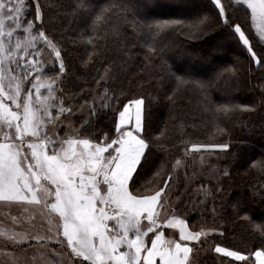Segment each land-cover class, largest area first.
Instances as JSON below:
<instances>
[{
    "label": "trees",
    "instance_id": "16d2710c",
    "mask_svg": "<svg viewBox=\"0 0 264 264\" xmlns=\"http://www.w3.org/2000/svg\"><path fill=\"white\" fill-rule=\"evenodd\" d=\"M39 3L42 22L34 21V0H24L20 14L22 29L28 20L34 21L31 35L19 32L21 27H5L3 39L13 58L3 59V71L7 84L8 77L21 75L27 58L28 66H45L40 75H57L55 56L48 46L36 42L34 33L43 31L58 46L66 67L60 86L72 116L58 133L55 128L47 131L45 125L48 135L74 136L90 119L86 131L103 138L109 130L114 133V120L123 104L143 98L147 112L143 134L154 143L137 182L141 194H154L164 187V180H170L167 195L162 194L165 213L161 216L183 218L192 231L217 229L206 241L191 245L190 264H228L231 258L214 251L217 244L245 255L260 247L259 232L244 217L264 221V168L252 166L264 159V63L253 61L229 29L200 23L210 13V0ZM229 13L251 33L257 50L264 47L257 43L258 30L250 13L246 17L235 0ZM157 21L180 23L157 29ZM145 23L153 25L152 31ZM9 30L13 31L10 37ZM16 34L24 43L31 41L26 52L15 48ZM46 54L52 62H45ZM201 82L210 85L203 90ZM90 112L95 115L90 117ZM224 143L229 145L226 150L199 152L212 155L204 166L194 161L191 145ZM237 202L246 211L237 214Z\"/></svg>",
    "mask_w": 264,
    "mask_h": 264
},
{
    "label": "snow or ice",
    "instance_id": "6c2138e0",
    "mask_svg": "<svg viewBox=\"0 0 264 264\" xmlns=\"http://www.w3.org/2000/svg\"><path fill=\"white\" fill-rule=\"evenodd\" d=\"M210 3V13L200 23L211 22L229 29L253 61L264 63V47L257 50L251 33L230 15L232 0H210ZM235 3L242 6L246 17L250 13L252 26L258 30L257 43L264 45V0H235ZM23 9L24 0L15 4L0 0V200L39 204L43 194L45 208L59 217L62 231L58 230L57 234L63 237L62 243L66 241L73 264H190L189 254L193 249L188 242L200 241L202 236L208 237L217 229L190 231L184 219L176 215L161 216L170 180H164V187H159L154 194H141L137 182L142 178L141 170L154 143L143 134L147 123L143 98L124 103L114 120V133L109 130L103 138L86 131L90 119L74 136H49L44 125L59 124L63 113H71L72 108L65 109L61 102L56 106V117L50 111L56 99L53 86L66 67L60 49L43 31L38 36L55 56L59 73L46 82L38 72L35 80H28L31 73L26 68L31 62L25 58L21 75L8 77L5 86L7 73L3 71V59H12L13 50L4 42V30L6 22L21 27ZM34 21H43L39 0L35 3ZM34 21H27L25 33L31 35ZM178 23L157 21L154 26L163 29ZM144 26L149 31L153 29L152 24ZM7 35L10 37L13 31L9 30ZM29 43L23 45L25 52ZM21 47L19 42L15 45L16 49ZM159 54L163 56L162 52ZM31 66L36 70V65ZM177 80L184 82L180 76ZM209 85L210 82L200 83L203 90ZM41 88H47V94H41ZM94 115L95 112L89 113L90 117ZM191 147L226 150L229 145L193 144ZM252 166L264 168V159ZM234 207L237 214L246 211L239 202ZM244 219L259 232L260 247L248 255L220 244L214 251L231 258L228 264L234 261L251 264V257L255 258V264H264V221L256 222L247 215ZM165 227L178 229L179 239L175 233L166 235Z\"/></svg>",
    "mask_w": 264,
    "mask_h": 264
},
{
    "label": "rangeland",
    "instance_id": "374dc122",
    "mask_svg": "<svg viewBox=\"0 0 264 264\" xmlns=\"http://www.w3.org/2000/svg\"><path fill=\"white\" fill-rule=\"evenodd\" d=\"M35 3L36 1L34 0V4ZM5 10L6 12H8V9ZM9 24L13 28L16 27L15 24L6 22V26H9ZM20 31H23L22 27L19 30V32ZM38 33H34L37 36L36 42L39 41L42 42L44 45H46L44 41L41 38H39ZM16 40L22 44L20 50L23 52L24 50L23 45L25 43L23 42L22 38L21 39L19 38L17 34L15 37V41ZM51 59L52 58L48 54L45 55L46 63L48 62V60L52 62ZM44 68H45L44 65H37L36 70H33L31 65L27 66L26 70L31 73V75L28 77V80H35L37 76V72L39 71V75H40V73L42 72L41 70ZM40 77L42 81L46 82L47 78H49L50 76H44L43 74H41ZM7 85L8 83L7 84L5 83L6 87ZM60 85H61V79L53 86L56 99L55 101H53L54 106L50 109V111L54 117H56L57 115L56 106L59 105L61 102L63 103L65 109L71 108V106L67 105L66 96L63 95ZM47 91H48L47 88L40 89L41 94H47ZM33 95L34 96L36 95L35 89H33ZM90 105L92 104L90 103L89 106ZM63 116L64 118L60 120L59 124H54L52 122L46 123L45 125L47 126L46 127L47 131L55 128L58 133V130L64 124L71 122L72 112L71 113L64 112ZM4 131H6V129ZM17 143L19 142L17 141ZM214 150H221V149L200 148L197 150V149H192V147L190 148V151L193 154L194 161L200 163L201 167L204 166L202 164L208 161V158L211 157L212 155L205 154L204 156L202 154H199V152L205 151L206 153H209ZM44 199L45 197L43 196V194H41L40 196L41 203L39 204L30 201L0 200V264H73V258L70 256V250L67 249L66 247V241L62 243L63 237L57 234L58 230L62 231V229L60 227L55 226V222L52 223L50 220L46 222L44 220L42 221L38 219L44 215V209L42 206V202ZM163 213H165L164 209L161 210V215ZM189 230L192 231L191 229ZM164 232L166 235H171L173 233L171 231L170 233H168V231L167 232L164 231ZM174 233H175V238L178 239L179 232L176 231ZM203 239L204 241H206V238L204 236L201 237L200 241ZM195 242L190 243L189 246L191 247V245ZM189 261L191 263L190 256H189Z\"/></svg>",
    "mask_w": 264,
    "mask_h": 264
},
{
    "label": "crops",
    "instance_id": "0c3cea01",
    "mask_svg": "<svg viewBox=\"0 0 264 264\" xmlns=\"http://www.w3.org/2000/svg\"><path fill=\"white\" fill-rule=\"evenodd\" d=\"M118 115V114H117ZM42 206H43V209H44V215L41 216V218H38L39 220H44L46 222H48V220H50L52 223L55 222V226L57 227H60L61 228V222L59 220V217L57 214H54V213H51L49 209H45V206H44V200L42 202ZM42 212V211H41ZM163 230L165 231H168V233L171 232H176L178 231V229H171V228H167L165 227ZM179 232V231H178ZM179 239V238H178ZM192 242H195V241H191V242H188L189 244L192 243ZM254 258V257H253ZM254 264H255V258H254Z\"/></svg>",
    "mask_w": 264,
    "mask_h": 264
}]
</instances>
